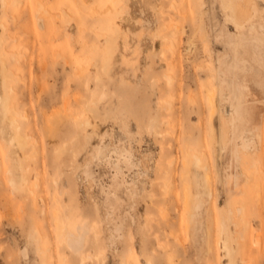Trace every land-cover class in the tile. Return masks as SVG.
Returning a JSON list of instances; mask_svg holds the SVG:
<instances>
[{
	"label": "rangeland",
	"instance_id": "374dc122",
	"mask_svg": "<svg viewBox=\"0 0 264 264\" xmlns=\"http://www.w3.org/2000/svg\"><path fill=\"white\" fill-rule=\"evenodd\" d=\"M263 178L264 0H0V264H262Z\"/></svg>",
	"mask_w": 264,
	"mask_h": 264
},
{
	"label": "bare ground",
	"instance_id": "6f19581e",
	"mask_svg": "<svg viewBox=\"0 0 264 264\" xmlns=\"http://www.w3.org/2000/svg\"><path fill=\"white\" fill-rule=\"evenodd\" d=\"M4 2L5 3H7L8 2V0H4ZM80 2V1H79ZM76 4H78V3H76ZM80 4V3H79ZM76 5L77 6V8H78V10L79 11H82V6L81 5ZM38 7V11H40L41 13H44V14H47V12H46V10L44 9V6L43 5H39V6H37ZM48 15V14H47ZM109 50V49H108ZM108 50H107V53L109 54V52H108ZM110 51V50H109ZM172 64H174L173 63V61H170L169 62V64L168 65H172ZM210 76L212 77V80H213V78H217V70H213V69H211V71H210ZM172 81H171V79L169 80V83H171ZM4 85H5V88H6V90L7 91H9L10 92V90L12 91V90H14V88L9 84V82H8V74L7 73H4ZM208 85V84H207ZM207 101H208V103H209V105H210V108H211V111H210V117H212V115L214 114V110H215V87L213 86V84L210 86V85H208V89H207ZM3 105H4V109H5V116H7L8 117V119H9V122H10V124H12V127L14 128V132H15V136H16V139H17V141L20 143V145H22L23 147L25 146V144L27 143V139H25V136H24V134H23V132L21 131V128H22V125H21V121L19 120V117H18V113H16L14 110H16V109H13V108H15V107H13L12 108V106L10 105V102L8 101V99L6 98V99H4L3 101ZM67 102V101H66ZM65 102V103H66ZM234 102H232V105L234 106L233 107V112L234 113H236V114H238V115H240L242 112H241V109H240V103L238 102V104L235 106V103L233 104ZM233 116L235 117L236 115L235 114H233ZM184 152L186 153V158H185V161H184V163H183V165H184V168H185V172L188 170V168H189V160L192 158V156L195 158V162H196V164H197V167H201L202 166V169H203V171H204V173H205V176H210V174H209V169H208V165L204 162V158H203V156H202V154H201V152H199L198 150H191L190 148H186V149H184ZM192 154V155H191ZM258 169L259 168H256V170L257 171H250V173H249V178L250 177H256V174H257V172H259V171H261L260 169H259V171H258ZM260 173L261 172H259V175H260ZM5 176H6V178L9 180V183L15 188V189H18L19 191H21V190H23L26 186H28L29 185V188H30V185L31 184H29V179H28V175H26V174H23V175H21V177L18 175V174H16V171L14 170V168L12 167V165L10 164V163H8V165L5 167ZM16 175H18V177L16 176ZM261 175L263 176V174L261 173ZM261 178V177H260ZM264 179V178H263ZM251 180V179H250ZM264 181V180H263ZM251 182H254V181H252L251 180ZM257 182L258 183H260L259 181H258V177H257ZM256 182V183H257ZM248 183H249V181H248ZM261 184V183H260ZM259 184V185H260ZM256 185H258V184H256ZM263 185V184H262ZM261 185V186H262ZM248 186V185H247ZM253 186V185H252ZM257 187L258 186H255V188L257 189ZM260 187V186H259ZM28 188V189H29ZM245 188H248V187H245ZM31 189H32V187H31ZM30 189V190H31ZM255 189V190H256ZM33 190V189H32ZM249 190H251L250 189V187H249V189H247V191L250 193V191ZM258 193H260V194H258L257 193V195H260L261 196V194H263V193H261L262 191L261 190H258L257 191ZM245 193H246V191H245ZM255 193V192H254ZM247 195V194H246ZM252 195V194H251ZM256 195V194H255ZM247 196H249V197H251L250 196V194H248ZM254 197L255 196H253V198L252 199H254ZM248 198V197H247ZM263 199V200H262ZM261 200L262 201H264V197L262 198ZM251 200V199H250ZM261 200H259V202L261 201ZM187 201H189L188 199H187ZM247 201V200H246ZM245 201V202H246ZM249 201V200H248ZM247 201V203L245 204V208H246V205H249L251 202H248ZM185 203H186V201H185ZM188 203H190V202H188ZM188 203H186V207H188L187 206V204ZM249 203V204H248ZM257 203V202H256ZM260 203H262V202H260ZM263 204V203H262ZM242 205H243V203H242ZM257 205H259L260 206V204L258 203ZM240 206V205H239ZM258 206V207H259ZM264 206V205H263ZM242 207H244V206H242ZM241 207V208H242ZM248 208V207H247ZM247 208H246V210H247ZM254 208V207H253ZM262 208H260V210H261ZM187 210V209H186ZM237 210H239V209H237ZM259 210V209H258ZM263 210V209H262ZM184 211H185V209H184ZM240 211H241V209H240ZM245 211V210H244ZM243 211V212H244ZM249 211H250V209H249ZM186 212V211H185ZM189 211L187 210V212L186 213H188ZM242 212V211H241ZM242 212V213H243ZM262 212H264V211H262ZM239 213V212H238ZM241 213V215H243L244 216V214L246 213V212H244V214H242ZM193 214V213H192ZM234 214V212L232 213V215ZM247 214H251V215H249V216H252V215H254V213L252 214L251 212L250 213H246L245 214V217H246V215ZM256 214V213H255ZM259 214H260V212H259ZM264 214V213H263ZM260 215V216H262V219L261 220H263V217H264V215ZM187 215V217L189 216L188 214H186ZM231 215V216H232ZM235 215H237V214H234V216ZM240 214L238 215V216H241ZM230 216V215H229ZM259 216V217H260ZM186 217V218H187ZM227 217H228V215H227ZM233 217V216H232ZM231 217V218H232ZM231 218H229V219H231ZM235 218H236V216H235ZM243 218V217H242ZM240 219V218H238L237 217V220H241L242 222H244V218L243 219ZM256 218H257V215H256ZM188 219H189V217H188ZM193 219H195V218H193ZM226 219H228V218H226ZM226 219L223 221V218H222V223L221 224H219V227L218 228H220L221 227V233L223 234H226V237L224 238V240H223V237H222V239L221 238H219L220 240H223V242H224V248H225V250H226V252L228 253V254H230L231 255V260L234 262V252H233V247H232V239H233V237L231 238V236H230V234H229V232H228V230H227V226L224 224V223H226L225 221H226ZM233 219V218H232ZM231 219V220H232ZM221 220V219H220ZM250 220V219H249ZM249 220L248 219H246L245 221H247V223L249 222ZM229 221V223L231 222L230 220H228ZM224 222V223H223ZM237 222V221H236ZM235 223V222H234ZM238 223H239V221H238ZM253 222L251 221V223H248L249 225L250 224H252ZM262 223V222H261ZM196 223H194V225H195ZM243 224V223H242ZM248 224H247V226H248ZM189 225V224H188ZM229 225V224H228ZM231 225V224H230ZM236 226H237V224H235ZM234 226V225H233ZM235 226V227H236ZM242 226V225H241ZM254 225H252L250 228H252ZM261 226H262V224H261ZM263 226H264V224H263ZM263 226L261 227V230L263 229ZM195 227V226H194ZM197 227V226H196ZM232 227V226H231ZM239 228V227H238ZM241 229V228H240ZM239 229V230H240ZM254 229H255V231H254ZM252 228V230L254 231V233L256 232V234L257 233H259L258 232V230L256 231V228ZM219 230V231H220ZM231 230H232V228H231ZM230 230V231H231ZM247 230L248 231H246V233H248V232H250V230L247 228ZM251 230V232L250 233H252L253 231ZM172 231V230H171ZM193 231H194V228H193ZM235 231V230H234ZM244 231H245V228H244ZM192 232V231H191ZM197 232V231H196ZM233 232V231H232ZM237 232H240V231H238L237 230ZM60 233H61V235H62V238L64 239V241H66V242H68V243H70L72 246H76V245H78V242H79V240H80V238L81 237H83V235H82V233L81 232H75V233H71V230L68 228V227H62L61 228V230H60ZM171 233V232H170ZM172 233H173V231H172ZM188 233V232H187ZM194 233V232H193ZM192 233V234H193ZM245 233V234H246ZM220 234V233H219ZM221 234V235H222ZM233 234H235V233H233ZM243 234V233H242ZM241 234V235H242ZM256 234H254V235H256ZM264 234V233H263ZM171 235H174V234H171ZM194 235V234H193ZM237 235V234H236ZM240 235V236H241ZM249 233L247 234V236L249 237ZM252 235V234H251ZM258 235V234H257ZM176 236V235H175ZM233 236V235H232ZM247 236H246V238H247ZM181 237V236H180ZM195 237V236H194ZM219 237H220V235H219ZM210 238V237H209ZM236 238V237H235ZM174 239H175V237H174ZM177 239H179V238H177ZM181 239H183V238H181ZM199 239V238H198ZM250 239V238H249ZM248 238H247V240H249ZM184 240V239H183ZM234 240V239H233ZM238 240H240V239H238ZM253 240V241H252ZM252 240L250 239L249 240V242L250 241H252V242H250V243H253V242H255V243H259V240L258 239H253V237H252ZM177 241H179V240H177ZM201 241V240H200ZM199 242V241H198ZM208 242H210L209 240H208ZM245 242V241H244ZM248 241H247V243H249ZM197 243V242H196ZM240 243V242H239ZM238 243V244H239ZM242 243V242H241ZM246 243V242H245ZM246 243V244H247ZM249 243V244H250ZM159 244H162V243H159ZM182 244V243H181ZM248 244V245H249ZM169 245V244H168ZM223 245V244H222ZM245 245V244H244ZM251 245V244H250ZM167 246V245H166ZM198 246V245H197ZM235 246H236V243H235ZM235 246H234V248H235ZM239 246V245H238ZM237 246V247H238ZM243 246V245H242ZM254 246V248H255V244L253 245ZM252 246V247H253ZM263 246H264V244H263ZM175 247V246H174ZM186 246L184 245V248H185ZM77 248V247H76ZM167 248V247H166ZM244 248H247V245H245V247H243L242 248V250H245ZM251 247H249V249H250ZM256 248H258V245L256 246ZM73 250H75L74 249V247L72 248ZM201 249V248H200ZM238 249H241V247L239 246V248ZM248 249V248H247ZM252 249V251H254V249L253 248H251ZM263 249V248H262ZM78 250V249H77ZM242 250H237L236 252H238L239 251V253L240 252H242ZM264 250V249H263ZM209 251H212V246H210V244H209ZM251 251V250H250ZM249 251V252H250ZM248 252V251H247ZM249 252L248 253H245L247 256H248V254H249ZM172 255H174L173 253H171ZM236 254H238V253H236ZM241 254V253H240ZM244 254V255H245ZM252 254V253H251ZM169 255H170V253H169ZM241 255H243V254H241ZM243 255V256H244ZM237 256V255H236ZM243 256H242V258H243ZM247 256H244V258L245 257H247ZM249 256H251L250 254H249ZM253 256V255H252ZM251 256V257H252ZM170 257H172V256H169V259H170ZM241 257V256H240ZM251 257H250V259H251ZM241 258V259H242ZM249 258V257H248ZM263 258H264V255H263ZM168 259V260H169ZM237 259V258H236ZM239 259V258H238ZM240 259V260H241ZM253 259V258H252ZM230 260V261H231ZM247 260V259H246ZM249 260V259H248ZM254 260V259H253ZM210 261V260H209ZM232 261H231V263H232ZM242 261V260H241ZM264 260L262 259V261L260 260V262H263ZM169 262V261H168ZM236 262L238 263V261L236 260ZM248 262V261H247ZM259 262V263H260ZM170 263V262H169ZM175 263V262H174ZM211 263V262H210ZM246 263V262H245ZM254 263V262H253ZM125 264H135V263H133L131 260H128L127 262H125ZM149 264H155L154 262H153V260L151 259V258H149ZM172 264V263H171ZM215 264V263H214ZM234 264V263H233ZM262 264H264V262L262 263Z\"/></svg>",
	"mask_w": 264,
	"mask_h": 264
}]
</instances>
